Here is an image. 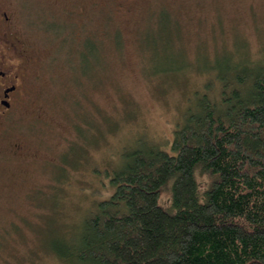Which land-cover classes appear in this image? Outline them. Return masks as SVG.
Instances as JSON below:
<instances>
[{"label": "rangeland", "instance_id": "obj_1", "mask_svg": "<svg viewBox=\"0 0 264 264\" xmlns=\"http://www.w3.org/2000/svg\"><path fill=\"white\" fill-rule=\"evenodd\" d=\"M8 2L30 83L0 129V264H63L48 242L79 230L132 150L167 146L211 63L264 59V0Z\"/></svg>", "mask_w": 264, "mask_h": 264}, {"label": "trees", "instance_id": "obj_2", "mask_svg": "<svg viewBox=\"0 0 264 264\" xmlns=\"http://www.w3.org/2000/svg\"><path fill=\"white\" fill-rule=\"evenodd\" d=\"M211 73L217 83L194 89L167 146L132 150L79 230L48 242L55 258L264 264V59L211 63Z\"/></svg>", "mask_w": 264, "mask_h": 264}, {"label": "flooded vegetation", "instance_id": "obj_3", "mask_svg": "<svg viewBox=\"0 0 264 264\" xmlns=\"http://www.w3.org/2000/svg\"><path fill=\"white\" fill-rule=\"evenodd\" d=\"M16 12L0 0V129L28 96L27 46Z\"/></svg>", "mask_w": 264, "mask_h": 264}]
</instances>
